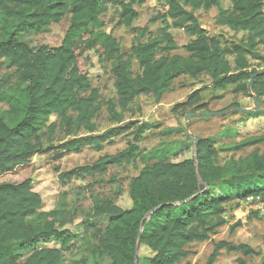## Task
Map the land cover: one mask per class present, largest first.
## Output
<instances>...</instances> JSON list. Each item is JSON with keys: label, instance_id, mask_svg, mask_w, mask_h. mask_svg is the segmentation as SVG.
Here are the masks:
<instances>
[{"label": "trees", "instance_id": "trees-1", "mask_svg": "<svg viewBox=\"0 0 264 264\" xmlns=\"http://www.w3.org/2000/svg\"><path fill=\"white\" fill-rule=\"evenodd\" d=\"M148 1L0 0V104L6 106L0 112V177L29 166L42 152L44 130L50 137L57 128L67 135L75 130L95 132L100 94L81 69L90 51L113 64L115 101L106 104V111L117 125L136 99L159 102L179 79L206 76L213 92L232 88L244 97H264V0H156L163 9L149 23L161 27L155 36L146 28L137 30L136 41L125 55L119 42L104 31V19L109 9H115L118 25L131 28L138 19L135 8ZM224 1L229 9L223 8ZM211 9L218 13L216 25L242 34L237 43L210 36L200 26L195 12ZM65 16L69 26L59 46L33 49L21 40L24 35L48 32ZM170 30L181 31L188 42L179 46ZM133 62L137 74L132 72ZM251 62L263 69L252 68ZM199 103L196 91L175 105L172 113L184 116L201 109ZM244 115L262 118L264 127V110ZM150 128L131 122L62 145L67 153L77 152L80 143L100 152L124 134L132 137L124 150L59 174L61 185L130 166L138 157L145 161L129 182V209L104 200L82 221L84 231L96 242V261L81 259L75 264H182L190 256V245L209 241L225 225L229 202L238 205L252 199L264 204V153L258 149L264 136L225 149L233 153L223 163L214 141L200 138L193 158L172 162L170 157L178 153L155 149L140 155L138 143ZM247 148H253L247 156L234 158V153ZM63 201L57 211L43 213L31 179L1 184L0 264H61L64 253L75 251L78 235L67 228L70 221L63 218ZM50 243L52 248L47 247ZM140 252L147 254L139 256ZM221 252L239 255L237 264L260 256L248 245L220 241L213 244L204 264H215Z\"/></svg>", "mask_w": 264, "mask_h": 264}, {"label": "rangeland", "instance_id": "rangeland-1", "mask_svg": "<svg viewBox=\"0 0 264 264\" xmlns=\"http://www.w3.org/2000/svg\"><path fill=\"white\" fill-rule=\"evenodd\" d=\"M181 4L190 11V8L183 2ZM229 7V2L224 1L223 8L229 9ZM161 9H163L162 5L156 0H149L145 5L136 7L138 19L128 29L118 25L117 12L115 9H109L104 19L107 22L104 31L110 33L119 42L121 52L127 55L136 41L137 30L146 28L152 36H155L161 25L160 23L150 24L149 20ZM217 14L216 9L195 12L200 26L207 31L208 35L221 36L228 43H237L242 38V34H234L227 28L216 25ZM68 26L69 16H65L58 24H52L48 32L24 35L21 40L33 49L43 46L57 47ZM170 32L179 46L186 44L189 40L181 31L170 30ZM177 54L184 55L182 51H178ZM251 65L256 70L263 69V67H255L254 62H251ZM112 66V62H106L97 53L90 51L81 68L87 71L92 89L100 94L101 111L94 121L96 126L94 133L75 130L71 135H67L62 129L57 128L54 135L50 137L44 130L41 134L42 152L32 158L29 166L19 169L14 174L0 177V185L6 182L31 179L33 191L41 198L43 213L57 211L64 199L63 218L70 221L67 228L78 235V243L75 251L63 254L61 264H75L81 259H85L88 263L96 261L93 253L96 242L90 232L84 231L82 221L96 204L104 200H110L121 209H129L131 206L128 197L129 182L145 166V161L138 157L130 166L112 168L105 175L73 179L61 185L57 179L59 174L76 167L91 165L100 157L124 150L127 144L132 142V137L124 134L111 144L105 145L100 152L80 143L77 152L67 153L61 148L65 143L102 134L111 128L133 122L137 126H151L144 133L143 140L138 143L141 156L159 149L171 151L170 154L178 153L176 157H170V160L181 162L193 158L194 139L209 138L214 141L218 149L219 161L223 163L233 153L225 149L247 138L264 136L262 118H246L244 113L235 111L237 108L254 110V97H244L242 94L234 93L232 88L224 92H213L210 80L206 76H201L197 80L185 78L175 81L171 90L159 102L151 98L139 97L124 114L122 122L119 125L114 124L106 111V104L115 101ZM132 72L133 74L138 73L135 62L132 63ZM3 73H6L5 69ZM196 91L199 92L201 109L194 108L187 111L184 116L174 115L172 108L187 101V98ZM258 103L259 111L264 110V97L258 99ZM5 110L6 106L0 104V112ZM187 116L188 119H186ZM53 121L55 120L52 119ZM258 149L260 153H264V144L259 145ZM252 150L253 148H247L236 152L234 158H243ZM226 209L223 215L225 225L219 228L209 241L190 245L188 247L190 256L182 264H204L212 252L213 244L220 241L250 246L255 251H259L260 256L245 259L244 264L262 263L264 258V204L252 199L240 202L238 205L233 201L226 205ZM231 227H234L233 231ZM53 246V243L47 245L49 248ZM146 254V252H140L139 256ZM239 258V255L221 252L215 264H237Z\"/></svg>", "mask_w": 264, "mask_h": 264}, {"label": "water", "instance_id": "water-1", "mask_svg": "<svg viewBox=\"0 0 264 264\" xmlns=\"http://www.w3.org/2000/svg\"><path fill=\"white\" fill-rule=\"evenodd\" d=\"M256 75L252 76L249 84H248V88L250 89L251 86H252V80L253 78L255 77ZM253 102H254V110H249V109H241V108H237L235 109V111L237 112H241V113H257L259 111V103H258V99L256 97L253 98ZM200 115H203V114H200ZM192 116H196V115H192ZM189 117L187 116L186 119H188ZM198 143V139H194V147H196ZM153 212V211H152ZM149 213L147 216L149 217L151 214Z\"/></svg>", "mask_w": 264, "mask_h": 264}]
</instances>
